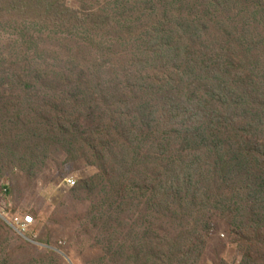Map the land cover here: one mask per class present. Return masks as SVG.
<instances>
[{
    "label": "rangeland",
    "instance_id": "374dc122",
    "mask_svg": "<svg viewBox=\"0 0 264 264\" xmlns=\"http://www.w3.org/2000/svg\"><path fill=\"white\" fill-rule=\"evenodd\" d=\"M0 8V264H264V0Z\"/></svg>",
    "mask_w": 264,
    "mask_h": 264
},
{
    "label": "built area",
    "instance_id": "2783aa9c",
    "mask_svg": "<svg viewBox=\"0 0 264 264\" xmlns=\"http://www.w3.org/2000/svg\"><path fill=\"white\" fill-rule=\"evenodd\" d=\"M68 185H70L71 187L75 186V182L74 181H68L67 182ZM11 223L13 225L19 226L21 224V227L26 230L28 228H30L31 226L34 225V219L31 216H25L23 218H15L14 220H11Z\"/></svg>",
    "mask_w": 264,
    "mask_h": 264
},
{
    "label": "trees",
    "instance_id": "16d2710c",
    "mask_svg": "<svg viewBox=\"0 0 264 264\" xmlns=\"http://www.w3.org/2000/svg\"><path fill=\"white\" fill-rule=\"evenodd\" d=\"M5 12V9H3V8H0V17H2L3 16V13ZM200 31V29H198V32ZM197 32V33H198ZM241 68L242 67H238V68H236L235 70H234V73L236 74V75H238L241 79H243V76H242V74H241ZM242 86H245L244 84L242 85ZM217 127H219V125L217 126ZM217 127H216V129L214 130V131H217L218 129H217Z\"/></svg>",
    "mask_w": 264,
    "mask_h": 264
}]
</instances>
